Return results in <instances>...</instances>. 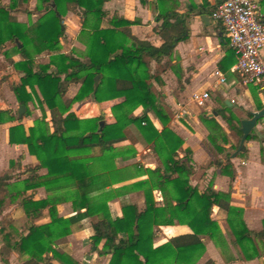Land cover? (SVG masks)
<instances>
[{
    "label": "trees",
    "instance_id": "obj_1",
    "mask_svg": "<svg viewBox=\"0 0 264 264\" xmlns=\"http://www.w3.org/2000/svg\"><path fill=\"white\" fill-rule=\"evenodd\" d=\"M26 2L10 0L7 5L0 4V49L12 42L21 57V61L12 63L21 77L9 85L18 105L27 108L34 101L45 105L50 120L36 119L27 130L22 124L8 129L9 144L26 146L38 165L32 175L12 183L9 171L0 175V207L6 200L18 202L31 223L26 234L1 228V241L26 256V264H51L52 259L61 264H78L53 246L71 233L72 225L85 218H96L91 223L90 240L96 248L102 243V254L110 257L107 264H196L205 251L203 237L217 247L225 245L220 227L211 220L212 208L216 206L226 212L233 237L231 244L239 247L243 259L259 258L264 252V221L261 232H252L242 220V210L229 205L228 193L217 192L210 184L200 192L198 187L191 186L189 152L186 151V161L177 154L183 140L166 127L157 131L149 117L152 113L163 126L168 120L152 89L151 80L158 78L151 72L150 62L160 65L163 58L171 57L176 43L187 40L186 18L174 11L159 13L158 34L163 43L156 47L132 37L127 29L131 23L123 19L114 18L109 28L101 29L104 0H36L33 13L39 16L34 23L11 21L10 12ZM71 8L84 10L80 34L86 37L85 60L57 53L64 34L63 17ZM119 28L122 30L118 31ZM44 51L51 53L49 62L37 64L35 59ZM95 76L98 84L94 91ZM70 83H79L80 87L72 99H67ZM121 97L124 101L111 107L113 124H106L102 116L79 119L70 112L74 103L86 99L101 103ZM256 106L262 108L259 101ZM137 108L142 109L140 116L133 115ZM221 115L241 135L240 121L229 112L223 111ZM14 119L9 111L0 110V124ZM210 123L207 139L221 151L216 143L218 140L227 143V137L215 121ZM130 125L152 145L161 167L148 170V180L103 191L106 185H100L99 177L92 174L91 163L98 162L105 170L106 161L115 157L114 145L125 140L124 130ZM254 138L251 133L246 140ZM94 149L99 155L89 156ZM260 157L264 162V148H260ZM17 167L18 163H10L11 169ZM40 169L46 170L44 176L35 174ZM228 175L232 178L231 173ZM38 187L53 192L45 199L33 200L29 191ZM129 189L142 191L145 209L136 213L135 205L124 204L121 217L112 219L108 201ZM154 191L160 194V206L154 199ZM65 201L71 202L75 214L64 219L57 216L55 206ZM45 211L50 222L35 224ZM175 224L188 227L191 233L172 237L154 247L155 228ZM49 253L52 257H48Z\"/></svg>",
    "mask_w": 264,
    "mask_h": 264
},
{
    "label": "crops",
    "instance_id": "obj_2",
    "mask_svg": "<svg viewBox=\"0 0 264 264\" xmlns=\"http://www.w3.org/2000/svg\"><path fill=\"white\" fill-rule=\"evenodd\" d=\"M29 1L30 0H27V3H29ZM9 2L10 0H5V2L0 1V4L7 5ZM257 2L259 4L261 20L264 21V0H257ZM27 3H20L21 5H19L17 9L10 12L9 18L11 21L26 25L36 21L39 16V14L33 13L36 0L32 1L33 7L31 9H21V6ZM211 6L212 4L209 0H104L102 5L104 16L100 28H109L110 22L114 18L123 19L131 23L127 29L132 37L140 41L150 42L152 45L158 47L163 43V40L158 34L161 21L157 20V15L166 11H174L186 18L189 31L187 40L176 43L172 50L171 57L163 58L160 65L156 64L154 61L150 62L151 72L158 78L157 80H151L152 89L157 97L159 96V104L168 117L165 126H163L152 113L149 114L150 120L157 131L160 132L163 127H166L183 140V144L177 154L183 161H186L187 158L185 154L186 151L189 152L192 168V176L190 178L191 186L198 187L200 192L201 188H205L213 181V190L221 193H228L229 205L242 210V220L246 227L252 232L259 233L263 230L262 223L264 221V162H262L259 157L260 144L255 138L252 140H245L244 145L239 149V143L234 144L229 134V132L234 130L229 127L221 114L223 111H225L226 114L229 112L233 114L240 123L242 120L250 119V114L252 112H257L264 107V94L259 92L255 87L241 84L238 76L231 72V68L236 63V55H234L227 43L223 27L212 20ZM83 14L84 10L79 8H71L65 14L63 17L64 34L59 41L60 48L57 53L65 55L71 54L80 60H85L86 37L80 34ZM14 15L23 16L25 20H15L13 18ZM121 30L122 28L118 29V31ZM6 44L0 51L6 52ZM73 50H79L81 54H77ZM8 52L7 54H9ZM50 54L49 51L42 52L35 59V62L37 64H47ZM10 60L11 63L8 65L9 69L16 71L12 63L21 61V57L16 53V57ZM215 72H218L225 78L224 83H219L218 78L214 75ZM16 74L18 75V79L12 83H17L21 77V74L17 71ZM6 80H8L6 77L0 78V85L5 83ZM70 85L76 86V84ZM77 86L76 93L67 99H72L77 94L80 85ZM203 92L208 93V99L203 106H197L191 102L190 96L193 93ZM122 101H124L123 97L101 103H95L89 99L92 105H97L102 109L100 111L101 113L88 117L79 115L78 112H80L81 109L78 108L80 107L78 104H76L77 108L73 104L70 112H75L76 114L74 113V115L79 119L102 116L106 124H113L114 118L111 113V107ZM256 101L261 103V109L257 108ZM75 109H77L76 111L78 112H76ZM137 109L142 114V109ZM180 111L186 112V115L177 117ZM103 113H107V116H104ZM170 113H174L176 117L169 119L168 114ZM179 119L183 121L190 119L192 122L191 129L184 127ZM48 120H50V115ZM211 120L217 123L228 140L227 143H223L220 140L217 141L216 144L221 147V151L207 139L209 133H211ZM201 121L208 124L209 132ZM257 123L259 127V123L264 125V121L262 120H258ZM31 126L32 125L24 126L25 130ZM240 127L241 125L239 129ZM8 129L9 126L1 128L2 146L7 148V150L20 148L24 151V153L17 155L16 158L10 157L8 161L6 171L11 172L8 174L11 176L10 182L12 183L18 178L24 179L32 175V170L38 165V162L35 157L28 154L26 146L9 144ZM124 134L125 140L114 145L115 157L106 161L104 166L106 167L105 170H102L98 162L91 163L92 174L99 177L100 185H106L103 191H114L115 189L129 186L136 182L148 180V170L161 167V162L153 152L152 145L145 143L143 146L141 145V152L136 158V162L138 163L140 161L141 163V165L138 163L137 167H141L143 170L141 176L133 180L120 179L115 181L113 177V169L115 167L113 162L117 159H119L120 162L121 156H123L122 152L117 153L116 150L118 148V150H121L129 146L130 143L128 133L125 130ZM262 146L264 147L263 143ZM97 155H92V157ZM24 157L25 160L28 159L30 162L33 161L31 163L32 165L22 163ZM11 162L18 163L19 167L11 169ZM195 173H199V177L196 180L193 178ZM228 173L232 174V178H230ZM35 174L37 176H44L46 170H37ZM205 177L208 178L207 183H201L200 179ZM57 191L63 192L64 190ZM51 192L53 191L50 190V192H47L44 187H38L29 191L33 196V200L45 199L48 193ZM39 193H41L42 196H39ZM155 193H157V198L154 195ZM131 194H140L141 202L136 205L128 201L127 196ZM153 195L157 205H162L159 192L154 191ZM124 204H133L137 208L135 209L136 213L142 212L145 209L142 191L129 189L121 192L119 196H115L108 201L107 206L112 219L121 217V207ZM5 205H9L20 211L23 229H19L11 222L1 223L0 229L6 228L12 233L26 234L27 226L31 223L28 222L18 202L10 203L6 200L5 204L0 207V217L2 216L4 208L8 207ZM55 208L57 216L60 218H69L75 214L71 202L69 201L59 202L56 204ZM82 211L83 210H81V212ZM226 218L227 214L224 210L216 206L212 208L211 220L215 221L220 227L225 245L217 247L213 241L203 237L202 241L205 246L203 256L206 258L204 264H264V252L259 258L250 261L243 259L239 247L231 244V240L233 239L232 234L230 238H228L224 232L227 226ZM95 219L96 218H85L72 225L71 233L65 238L58 240L53 246L54 249L60 253L66 254L78 264H107L110 257L109 255L102 254V243L96 248L90 240V237L93 235L91 223L94 222ZM49 222L50 217L47 211L34 221L37 225H45ZM158 228L170 230L172 234L167 239L159 242V238L156 235L157 228H155V237L153 239L154 247L165 243L172 237L191 233L188 227L178 224ZM89 247L90 251H88ZM228 249L231 250L232 255H228ZM222 255L227 257V260H223ZM48 257H52V254L49 253ZM229 258H232V260L228 261ZM26 260V256L19 255L11 248L7 247L0 239V264H26ZM50 262L51 264H61L55 259H52Z\"/></svg>",
    "mask_w": 264,
    "mask_h": 264
},
{
    "label": "rangeland",
    "instance_id": "obj_3",
    "mask_svg": "<svg viewBox=\"0 0 264 264\" xmlns=\"http://www.w3.org/2000/svg\"><path fill=\"white\" fill-rule=\"evenodd\" d=\"M0 1L5 2V0H0ZM32 1L33 0H30L29 3L26 2L27 4L22 5L21 9H31L33 7ZM13 18L15 20H25V17L20 16V15H14ZM4 47H5V45H4ZM6 47H7L6 52L0 51V78H2V77L8 78V80H6L5 83L0 85V110L9 111L15 119H14V121H9V122H5V123L0 124V174L7 172L6 168H7L8 161L10 160V157L16 158L17 155L24 153V151L21 150L20 148L7 150V148H4L2 146L1 128L2 127H8V126L10 128L11 126H14L17 124H22L23 126H26V125H32L33 126L34 121L36 119H40L41 117H45V120L47 122L49 121L48 120V118H49L48 109L46 108V106L40 105L35 101L28 103L27 108H25L24 112L22 113L21 118L20 119L17 118V109H18L19 105H18L13 93L10 91V88L8 85L9 83H12L18 79V75L16 74V71L9 69V66H8L9 63H11L10 59L16 57L15 45L12 43H7ZM58 51L59 50H57V52ZM7 52L9 54H7ZM74 52L77 54H81L79 50L74 51ZM70 84H76V83H70ZM70 84L68 85L69 88L67 87L65 98H68L71 95L73 96L77 91V88H78L77 85H80L79 83H77L76 86L70 85ZM97 84H98V81H97ZM252 98H253V96H252ZM158 99H159V96H158ZM253 103H254V100H253ZM76 104H78V106H80L78 108H80L81 111L78 112V111H76L77 109H75V111L78 112L79 115L86 116V117L99 114V113H101L100 111L102 110L97 105L96 106L92 105V103L89 102V99L74 103L75 106H76ZM76 108H77V106H76ZM103 115L107 116V113H103ZM133 115L134 116H140L141 112L138 109H136L133 112ZM168 116H169V119H171V118L173 119V117H176L174 113H170V114H168ZM179 120H180V123H182V125L184 127H186L187 129H191L192 122L190 119H187L186 121H183L181 119H179ZM201 122L203 123V125L207 129V131L209 132L208 124L204 123L203 121H201ZM259 125H260V127L258 126V123H256L255 127L251 130L250 134L252 133L254 135L255 140L260 144V148H264L262 146V143L264 144V125L262 123H259ZM125 131L128 133V139H129L130 143H129V146L124 147L121 150H118L119 148L116 150L117 153L122 152L123 156H121L120 162H119V159H117L116 161L114 160V162H113V164L115 166L113 169V177L115 178V181L116 180L118 181L120 179L121 180L122 179L123 180H125V179L133 180V179L139 178L142 174L141 172H143L141 167H137V164L139 163L141 165V163H140V161L137 163L136 158H137V155L141 152L140 151L141 145L143 146L146 142L142 138L140 132L138 131V129L135 126H133V125L128 126L125 129ZM229 134H230L234 144L239 143L241 135L237 132V130L231 131V132H229ZM179 149L177 150V153L179 152ZM97 154H99V151L97 149H95L91 152V154H89V156L90 155L91 156L97 155ZM259 157H260V154H259ZM32 162L33 161L30 162L28 159L25 160V157L22 160V163L27 164V165H32L31 164ZM8 173H11V172H8ZM198 175H199V173H197V174L195 173L193 178L196 180L199 177ZM207 179H208L207 177L200 179L201 183H207V181H208ZM200 180H199V182H200ZM209 184L212 186L213 181L210 182ZM154 195L157 198V193H155ZM39 196H42V194L39 193ZM127 200L132 202V203H135L137 205L139 202H141V195L140 194H133V195L131 194V195L127 196ZM5 206H8V207L4 208V210H3L2 216L0 217V224L4 223V222H11L12 224L16 225V227H18L19 229H23V221H22L21 216H20V211L14 207H10L9 205H5ZM224 232L226 233L227 237L230 238L231 233H230V230L227 226H226ZM171 234H172V232L170 230H167V229L165 230V229H160V228L156 229V235L159 238V240H158L159 242L163 241L164 239H167ZM88 251H90V247L88 248ZM228 253H229L228 255H232V252L229 249H228ZM222 256H223L222 257L223 260H227V257H225L224 255H222ZM205 261H206V258L202 255L200 257V259L196 262V264H204Z\"/></svg>",
    "mask_w": 264,
    "mask_h": 264
},
{
    "label": "built area",
    "instance_id": "obj_4",
    "mask_svg": "<svg viewBox=\"0 0 264 264\" xmlns=\"http://www.w3.org/2000/svg\"><path fill=\"white\" fill-rule=\"evenodd\" d=\"M213 6L211 18L223 27L227 43L236 55L231 72L240 83L255 87L264 94V21L261 20L257 0H209ZM219 83L225 78L215 72ZM208 93H193L190 100L203 106ZM186 112L180 111L177 117Z\"/></svg>",
    "mask_w": 264,
    "mask_h": 264
},
{
    "label": "water",
    "instance_id": "obj_5",
    "mask_svg": "<svg viewBox=\"0 0 264 264\" xmlns=\"http://www.w3.org/2000/svg\"><path fill=\"white\" fill-rule=\"evenodd\" d=\"M97 81H98V76H95L94 78V87L93 90H96L97 87ZM25 107L24 106H19L17 109V118L20 119L22 116V113L24 112ZM251 118L250 119H246V120H242L240 125V131L242 133V136L240 138V142H239V149H241V147L244 144V141L246 140V137L250 134L251 130L255 127L256 123L258 120H262L264 121V107L257 111V112H252L251 114ZM94 249V247H93Z\"/></svg>",
    "mask_w": 264,
    "mask_h": 264
}]
</instances>
